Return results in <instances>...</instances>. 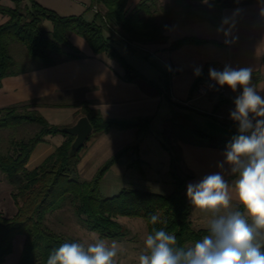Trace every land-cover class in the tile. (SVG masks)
<instances>
[{
    "label": "crops",
    "instance_id": "crops-1",
    "mask_svg": "<svg viewBox=\"0 0 264 264\" xmlns=\"http://www.w3.org/2000/svg\"><path fill=\"white\" fill-rule=\"evenodd\" d=\"M35 1L61 16L82 15L90 21L95 13L93 6H90V0ZM137 1L128 0V9L130 10ZM0 5L14 7L11 0H0ZM262 9L264 0H251L223 8L219 12V26H215L206 18L175 21L169 16L162 26L166 37L163 42H130L116 28L105 29L104 34L111 37L112 45L119 54L142 75L133 80L124 77V68L116 59L104 53H94L83 37L70 33L69 41L83 55L57 59L49 66L31 61L32 65H24L20 67L21 71L4 76L0 81V108L31 103L29 109L37 110L49 124L62 127L72 126L79 117L85 116L82 112L83 103L96 110L104 120L121 124H131L143 119H148L150 124L159 117V123L170 129L173 127V121H169L171 117L175 120L184 118L191 130H200L222 141L207 143L176 137L174 142L179 149L183 166L192 174L185 182L187 197L188 184L197 183L205 175L219 171L217 165L224 159L223 152L228 144L225 142H230L237 134V126L231 124L230 128L223 119L230 116V111L234 109L233 101L242 92L239 88L233 92L225 86L223 94L200 96L191 88L197 77L195 70L199 68L202 71L208 64H212V68L218 66L220 71L225 65L232 68L251 67L252 83L257 91L264 95ZM225 17L229 18L230 24H234L227 37L230 41L235 37L234 43L226 44L223 31H218L221 27L225 31L229 30L230 25H222ZM7 19L8 16L0 12V24ZM46 21L48 20L43 21L42 25ZM51 28L52 25L50 29H45L50 31ZM184 36L207 41L185 43L176 49L168 48L173 40ZM120 41L126 46L121 45ZM137 51L146 52L152 61L149 62L147 57L143 60ZM171 112H174L176 117L170 116ZM216 113L218 121L228 126L230 132L205 116ZM63 139L61 134L46 135L44 141L34 147L26 162V168L32 169L39 165ZM133 141H136L134 127L111 128L107 132L96 133L85 140V145L79 152L75 166L77 176H83L90 167L93 176L105 160ZM139 142L141 144L142 139ZM139 144L136 154L140 158ZM123 156L113 163L106 173ZM129 166L130 164H127L126 168ZM225 178L229 181L232 179L228 175ZM10 193L11 187L0 172V211L7 217L16 211ZM187 200L190 202L188 197ZM204 215L191 205L192 224H202Z\"/></svg>",
    "mask_w": 264,
    "mask_h": 264
},
{
    "label": "trees",
    "instance_id": "trees-1",
    "mask_svg": "<svg viewBox=\"0 0 264 264\" xmlns=\"http://www.w3.org/2000/svg\"><path fill=\"white\" fill-rule=\"evenodd\" d=\"M11 1L14 3L12 8L0 5V12L8 16L0 24V81L4 76L21 71L16 67V60L10 52L15 42L21 43L27 56L42 66L54 64L56 54H63L65 59L82 56V52L69 41L70 33L83 37L94 53H104L116 59L124 68V77L133 80L142 75L119 54L112 45L111 37L104 34L105 29L118 27L120 34L130 42H163L166 37L162 26L176 8L185 9V14L181 16L183 20L203 18L192 10L197 1L203 0H171L169 3L138 0L130 10L127 7L128 0H90V6H98L90 21L82 15L61 16L35 0ZM233 1L245 0H210V5L223 8ZM45 20L51 22L50 31L42 25ZM205 41L184 36L173 40L168 48L176 49L185 43ZM262 63L264 67V54ZM210 68L212 64L206 65L197 75L192 90L209 77ZM30 107L31 103H22L0 108V131H14L5 150L0 151V172L11 187L10 195L16 206L15 213L9 217L0 211V264L11 253L17 235H23V242L16 264H47L53 249L64 242L75 241V238L57 232L46 223L47 215L66 202L82 218L84 226L101 238L119 240L125 237L127 231L117 220L120 216L143 219L147 235L153 228H163L177 237L180 246L194 243L206 234L207 228L193 227L190 219L191 204L185 195V182L192 174L184 168L178 148L175 154L173 150L169 151V173L173 186L169 194L122 188L116 195L102 197L99 183L103 175L128 152L129 147L121 148L105 160L89 180H81L77 177L75 166L85 144L72 152L70 146L74 136L64 132L62 126L49 124L37 110ZM82 112L92 126V133L134 127L138 140L140 132L148 123V119L131 124L107 121L86 103L82 104ZM33 124L34 131L25 136L28 126ZM190 133L207 143H212L214 138L196 129L190 130ZM49 134H61L64 139L39 165L27 169L25 165L34 147ZM137 148L136 142L134 149ZM152 214H158L161 222L152 225Z\"/></svg>",
    "mask_w": 264,
    "mask_h": 264
},
{
    "label": "clouds",
    "instance_id": "clouds-1",
    "mask_svg": "<svg viewBox=\"0 0 264 264\" xmlns=\"http://www.w3.org/2000/svg\"><path fill=\"white\" fill-rule=\"evenodd\" d=\"M222 25H230L227 31L218 29L223 31L225 43H234L235 37L227 39L234 24L225 17ZM200 73L197 68L195 74ZM252 74L251 67L209 69L210 79L219 87L242 92L230 111L237 134L225 147L219 171L187 186L191 205L210 214L206 234L180 246L174 234L153 228L144 240L138 264H264V95L252 83ZM159 222L158 214L150 216L152 225ZM122 251L116 240L109 243L92 234L88 239L60 244L50 252L47 264H118Z\"/></svg>",
    "mask_w": 264,
    "mask_h": 264
},
{
    "label": "rangeland",
    "instance_id": "rangeland-1",
    "mask_svg": "<svg viewBox=\"0 0 264 264\" xmlns=\"http://www.w3.org/2000/svg\"><path fill=\"white\" fill-rule=\"evenodd\" d=\"M249 1L251 0H245L244 2L233 1L228 6H225L223 8L237 6L241 3H246ZM196 4V6L192 7V10L195 13L202 16V19L206 18L215 26H219V12L223 8H216L214 6H211L210 0H206V2L205 0L201 2L197 1ZM94 8L97 11L98 6H93V9ZM184 14L185 9H181L180 7H178L170 14V17L175 21H178L182 20L181 16ZM87 17H89V15ZM215 23H218V25ZM43 27L50 29L51 23L49 21H46L43 24ZM116 29L119 30L118 27H116ZM120 44L126 46L123 41H120ZM64 49L66 48L64 47ZM10 52L16 60L17 68H20L24 65L30 66L32 65L31 61H35L27 56L25 48L21 43H13L10 48ZM136 53L139 54L143 60L144 57H147L149 62L152 61L150 55H148L146 52L137 51ZM63 57V54L55 55V59H61ZM170 116L176 117V114L174 112H171ZM205 116L212 119L217 124L223 126L227 129L228 132H230V128L232 126L227 119L230 116H225V118L223 119L230 128L218 121L217 113L215 115L209 114ZM169 121H173V127L170 129H168L165 124L159 123V117L152 121L150 124H148V122L140 132V138L138 140L136 138V141H133V143L126 145L127 147H129L128 152L125 153V155L118 163L114 165L113 168H111L106 174L103 175L99 183V192L102 197H110L116 195L122 188L141 189L144 191L163 195L169 194L172 191V178L169 173V151L173 150L174 154L177 153V146L174 142L176 137L194 141L205 140L197 138L190 133L191 126L187 124L184 118L175 120L173 117H171ZM34 126V124L28 126V130L25 132V136L30 135L34 131ZM95 134L96 133H92L91 131L87 139L95 136ZM13 136L14 131L12 130L2 129L0 131V151L5 150L8 140ZM140 139H142L141 144H139ZM136 142L140 146V158L138 157V155L136 154V150L134 149V145L136 144ZM211 142L219 143L222 141L214 137ZM127 164H130L128 168H126ZM90 168L86 169V171L83 173V176L80 175L77 177L81 180H89L92 177ZM204 214V222L198 225L193 224V227L207 228V220L210 214ZM46 218V223L48 224V226H50L57 232L73 237L76 240L88 239L92 234H97L96 232L91 231L84 226L82 218L74 213L72 206L68 202H66L61 208L49 213ZM117 220L127 231L124 238L116 240L123 247V251L118 256V264H138V257L144 251V240L147 236L146 224L143 219L137 217L120 216L117 218ZM104 239L109 243L112 241V239L109 238ZM22 242L23 235L15 236V239L13 241V249L11 253L5 256L2 264H16L20 255Z\"/></svg>",
    "mask_w": 264,
    "mask_h": 264
},
{
    "label": "water",
    "instance_id": "water-1",
    "mask_svg": "<svg viewBox=\"0 0 264 264\" xmlns=\"http://www.w3.org/2000/svg\"><path fill=\"white\" fill-rule=\"evenodd\" d=\"M62 130L74 136L70 149L76 152L92 131V126L86 116H81L72 126L62 127Z\"/></svg>",
    "mask_w": 264,
    "mask_h": 264
},
{
    "label": "built area",
    "instance_id": "built-area-1",
    "mask_svg": "<svg viewBox=\"0 0 264 264\" xmlns=\"http://www.w3.org/2000/svg\"><path fill=\"white\" fill-rule=\"evenodd\" d=\"M213 68L219 70L218 66H214ZM195 90L198 95L203 96L211 93L223 94L225 92V87H219V85H217L215 81L211 80L210 77H208L207 79L200 81ZM227 119L229 120L230 124L237 126V124L230 117Z\"/></svg>",
    "mask_w": 264,
    "mask_h": 264
}]
</instances>
